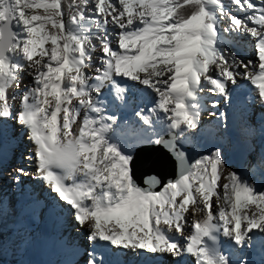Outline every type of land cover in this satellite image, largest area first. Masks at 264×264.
<instances>
[{
  "label": "snow or ice",
  "instance_id": "obj_1",
  "mask_svg": "<svg viewBox=\"0 0 264 264\" xmlns=\"http://www.w3.org/2000/svg\"><path fill=\"white\" fill-rule=\"evenodd\" d=\"M238 36L252 38L255 60L230 51ZM241 80L264 106V0H0V131L22 126L36 165L13 179L31 175L67 206L87 233L83 264H107L110 249L251 264L244 250L264 235V190L228 167L221 146L192 162L184 149L202 132L208 95L218 97L211 108L228 106ZM114 104L138 123L109 114ZM210 115L227 126L226 112ZM142 145L172 156L174 179L136 182Z\"/></svg>",
  "mask_w": 264,
  "mask_h": 264
},
{
  "label": "bare ground",
  "instance_id": "obj_2",
  "mask_svg": "<svg viewBox=\"0 0 264 264\" xmlns=\"http://www.w3.org/2000/svg\"><path fill=\"white\" fill-rule=\"evenodd\" d=\"M220 26H222V23ZM109 30L111 31V29ZM243 41L244 40L242 39V36H238L235 39L229 38L228 40V42H232L238 50L246 51L249 55L248 59L255 60L253 54L254 41L251 37H248L247 42ZM94 42L98 43V41ZM97 52H99V50H97ZM231 52L233 51L231 50ZM98 57L99 56L97 54H94L93 56L95 64L90 68L92 72L94 71V68L98 66ZM23 83L25 85L32 83V77L28 75L27 72L23 75ZM130 86L131 91L136 95V97L141 98L142 90L137 86ZM253 87L254 86L250 85L248 82L241 80L239 86L232 90V100L230 105L223 106L221 109H213L209 106L211 100L217 99L218 97H213L210 94L208 95L207 100L205 101V108L201 113L202 132L199 136L191 138L185 144L186 146L195 148V154H193L195 159L201 155L209 153V146L211 143H213L212 138L215 136L213 134L221 136L218 146H221L224 149V153H228L227 157L230 160L231 158L229 156V152L231 150L244 152L246 149H248L247 147H244V145L242 146L240 140L243 138L246 141H249L250 146L255 147V150L250 151L251 161L248 163L247 170H245L243 167H240L239 171L243 172L244 175L257 174L256 177L260 176L258 175L257 170H254L253 167L255 165L262 167L260 160L263 157L260 155V152H264V145L262 144V141H264V106H261L256 99L252 91ZM152 99L153 97L150 95V100ZM17 100L19 101V96H17L15 101V104L18 107L20 101L18 102ZM251 106H253V109L255 106H257V111H259L257 112L259 114L256 113L255 120L250 119V111H252ZM112 107L117 108L119 106L114 104ZM221 110L226 112L228 117L226 127H224L220 120L210 115L211 112L218 113ZM244 118L247 119L246 122L244 121ZM120 122L123 123L124 120ZM255 123L259 125L257 129H254ZM17 125L18 129H15V133L14 127H16V123H14V121H8L3 126V130L0 131V173L2 169L1 167L6 168L7 163H9L12 158L13 162L14 158L15 160L19 159L20 162L17 164H19L20 167H25V170L29 173H34L36 170L35 161H29L25 159L26 156L32 153L33 144L28 138L26 130L19 124ZM210 125L213 127L211 130L208 128ZM256 132L258 134H256ZM201 142H204L203 146L201 145ZM19 146H23L27 149L26 155L24 157H20L19 153V156L10 158L11 153L16 151ZM135 149L136 147H134V151ZM234 154L235 153H232V156ZM160 160H164V158L160 157ZM229 164L228 167L233 168V166H230ZM154 170L157 171L155 174L158 176H161L162 173L163 175L165 174L164 170L160 167L155 168ZM12 178L13 177L0 184L1 195L4 199V205L1 208V212L6 209L8 210L9 208L8 200L11 199V196H13V194L10 192L11 188L9 187L11 186V182L13 183L12 191L20 192L19 200L23 199L29 192L33 193L29 196L27 203H24L21 206H17L19 202L16 204V214L17 219L19 220V225L15 227L13 231L15 232V237H19L23 242V248H20V250L15 253V257L12 261L16 262L18 259H20L22 264H51V261L59 256L63 264H83L84 257H82L80 253H82L85 248L89 247V242L85 240L87 233L85 229L79 227L77 222L73 219L67 206L63 205L62 202L58 204L55 195L49 190L48 186L40 180L33 178V176L30 175L28 177H22L20 183H16ZM31 181L35 182L36 184L34 189L30 184ZM253 183H257V178L253 179ZM258 188L263 190L264 184ZM32 198L33 201H30ZM48 205H54L58 209H56L52 214H49V211H46V207ZM41 207L42 212H40ZM10 219V214L3 215L2 213L0 222H8ZM188 219H192L191 215L188 216ZM53 221H59L60 229H51ZM69 226L73 227L71 236H68ZM191 231L192 229L190 227L186 228L185 235H188ZM72 234L74 237H72ZM0 239H2V237ZM11 247V245L9 246L6 244L4 250H7L8 252ZM263 250L264 235H258L254 242V246L251 249H245L244 252L251 264H254L259 258V255L264 258ZM115 251L116 250L110 249V251L105 254L107 264H125L130 260H133L136 264H170L172 261H174L171 256L170 259H172V261L169 262L168 256L146 253H140L136 255L119 253V255L116 256ZM182 262L184 264H195L194 258L192 256H185Z\"/></svg>",
  "mask_w": 264,
  "mask_h": 264
},
{
  "label": "rangeland",
  "instance_id": "obj_3",
  "mask_svg": "<svg viewBox=\"0 0 264 264\" xmlns=\"http://www.w3.org/2000/svg\"><path fill=\"white\" fill-rule=\"evenodd\" d=\"M225 3L226 4L230 3V0H225ZM233 12L236 13V10L233 9ZM221 23H222L221 27H226L228 22H227V20H225V21H222ZM242 39L244 40L243 42H247L248 41V36H242ZM228 47H229L230 51L232 50L240 59H243L245 61L248 60L249 55H248V53L246 51L238 50L237 47H235L232 42H228ZM96 54L99 56L100 52H96L95 55ZM254 58L256 59L255 56H254ZM94 64H95V61L93 60L92 66ZM90 68H89L88 71H89V73L92 74L93 72L91 71ZM247 88H248V86H247ZM246 99H248V98H246ZM251 107H252V111H250V119L251 120H255L256 119V113L259 112V111H257V106H255L254 109H253V106H251ZM245 118H244V121L246 122L247 119H245ZM14 123H16V122L14 121ZM258 126L259 125H257V123H255L254 124V129H257ZM208 128H209V130L213 129L212 125H210ZM15 129H18L17 123H16V127H14V133H15ZM256 134H258V133L256 132ZM213 135H215V136L212 138V140H213L212 142L213 143H211L210 146H209V152L213 149L214 146H218L219 140L221 138V136H218L217 134H213ZM24 138H25V135H24ZM240 141L242 143V146L244 145V147H247L248 149H246V151H244V152H241V151H238V150H231L229 152V154H230L229 156H230L231 160L228 159V157H227L228 153H225V158H226V160H228L227 161L228 164L231 163L229 165L233 166L235 169L239 170L240 167H243L245 170H247L248 163H249V161H251L250 151L255 150V147H251L250 144H249V141H246L243 138ZM203 143L204 142H201L202 146H203ZM262 144L264 145V141H262ZM186 147L192 148L193 149V154H195L194 153V150H195L194 147H191V146H186ZM26 152H27V149L25 147L19 146L16 151H13L11 153L10 158L19 156V153H20V157H24L26 155ZM232 153H235V154L232 156ZM260 155L264 158V152L263 151L260 152ZM12 160H13V158L10 160L9 163H7L6 168L5 167H1L2 169H1V173H0V184L2 182H4L5 180L11 179V177L14 176L15 168H19L20 167V165L17 164V163L20 162L19 159L15 160V158H14V162ZM253 169L254 170L256 169L257 172H258V175H260V176L256 177L257 174H254V175L253 174H248V175L246 174V175H244L245 179H248L251 183H253V179L257 178V183H256L257 187L262 186L264 184V178H263V176H264V168L255 165L253 167ZM31 183H33V181H31L30 184ZM10 185H11V186H9L11 188L10 192L13 194V196H11V199L8 200L9 201V204H8L9 208H8V210L6 209V210H3L1 212V208L3 207L4 204H2V207H0V215L1 216H2V213H3V215H6V214H10L11 215L10 221H8V222H0V238L2 237V239H0V264H22L20 259H18V261H16V262L12 261L13 258L15 257V253L17 251H19L20 248H23L22 247L23 246V242L21 241V239L19 237H15V232L13 231V229L19 225V222H18L19 220L17 219V214H16V204H17L18 200L20 199V192L12 191L13 183L11 182ZM0 195H1V191H0ZM2 200L4 201L3 196H2ZM42 207H41L40 212H42ZM72 229H73V227H71V226L68 227V232H69L68 236L69 235L71 236ZM72 237H74L73 234H72ZM85 240L87 241V239H85ZM6 244H8L9 246L10 245L12 246L8 250V252H7V250H4ZM263 252H264V250H263ZM24 256H25V254H24ZM258 257L259 258L255 261L254 264H264V258L261 255H259ZM169 258H171V257L168 256V259ZM51 264H63V263L61 262L60 257L57 256L56 259L51 261Z\"/></svg>",
  "mask_w": 264,
  "mask_h": 264
},
{
  "label": "water",
  "instance_id": "obj_4",
  "mask_svg": "<svg viewBox=\"0 0 264 264\" xmlns=\"http://www.w3.org/2000/svg\"><path fill=\"white\" fill-rule=\"evenodd\" d=\"M184 149L188 154L190 162L194 161L193 149L186 146H184ZM160 157L165 158V160L158 165ZM159 167L164 170L166 175H163V173L161 176L155 174L157 171L154 169ZM133 171L134 179L143 187L145 186V178L158 177L162 184L166 183L169 179H174L177 168L172 156L163 147L146 145L138 148L135 152ZM157 190H160V188L157 187Z\"/></svg>",
  "mask_w": 264,
  "mask_h": 264
},
{
  "label": "trees",
  "instance_id": "obj_5",
  "mask_svg": "<svg viewBox=\"0 0 264 264\" xmlns=\"http://www.w3.org/2000/svg\"><path fill=\"white\" fill-rule=\"evenodd\" d=\"M164 160H165V158H164ZM164 160H160V158L158 159V162L159 163H157L158 165L161 163V162H163Z\"/></svg>",
  "mask_w": 264,
  "mask_h": 264
}]
</instances>
